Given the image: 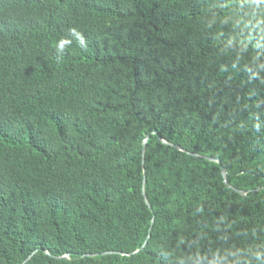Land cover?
<instances>
[{"label":"trees","instance_id":"16d2710c","mask_svg":"<svg viewBox=\"0 0 264 264\" xmlns=\"http://www.w3.org/2000/svg\"><path fill=\"white\" fill-rule=\"evenodd\" d=\"M30 254L264 264V0H0V264Z\"/></svg>","mask_w":264,"mask_h":264},{"label":"water","instance_id":"95a60500","mask_svg":"<svg viewBox=\"0 0 264 264\" xmlns=\"http://www.w3.org/2000/svg\"><path fill=\"white\" fill-rule=\"evenodd\" d=\"M154 132H156V131H154ZM163 140V139H162ZM164 142H167V141H165V140H163ZM145 146H146V139L143 141V148H145ZM180 148V147H179ZM193 154H195V155H197L196 153H193ZM210 160H213V161H216V162H218V159L217 158H212V157H208ZM221 172H222V175L224 176V179H225V181H226V178H227V176H226V170H225V168L223 167V166H221ZM238 192H240V193H246V191H244V190H240V189H236ZM147 242V239L144 241V244L141 246V248L145 245V243ZM108 252H110V251H108ZM32 254H30L21 264H24L25 263V261L27 260V259H29V257L31 256ZM68 257V255L66 254V255H61V256H56V258H67Z\"/></svg>","mask_w":264,"mask_h":264}]
</instances>
